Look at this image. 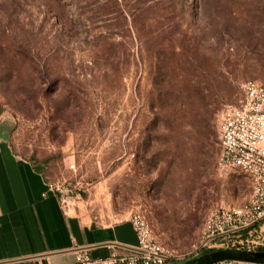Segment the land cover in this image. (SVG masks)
Returning a JSON list of instances; mask_svg holds the SVG:
<instances>
[{
	"label": "rangeland",
	"instance_id": "rangeland-1",
	"mask_svg": "<svg viewBox=\"0 0 264 264\" xmlns=\"http://www.w3.org/2000/svg\"><path fill=\"white\" fill-rule=\"evenodd\" d=\"M247 80L264 85V0H0V143L72 213L140 215L163 264L204 259L184 258L206 216L250 198L217 135ZM191 86L204 128L180 110ZM232 245L264 246V219L208 244Z\"/></svg>",
	"mask_w": 264,
	"mask_h": 264
},
{
	"label": "crops",
	"instance_id": "crops-1",
	"mask_svg": "<svg viewBox=\"0 0 264 264\" xmlns=\"http://www.w3.org/2000/svg\"><path fill=\"white\" fill-rule=\"evenodd\" d=\"M137 243L128 218L95 217L86 208L72 213L31 162L13 154L6 142L0 143V264H70L80 248L98 257L123 253ZM226 249L251 250L226 246L184 259L196 261L198 256ZM213 264L256 263L223 260Z\"/></svg>",
	"mask_w": 264,
	"mask_h": 264
},
{
	"label": "built area",
	"instance_id": "built-area-1",
	"mask_svg": "<svg viewBox=\"0 0 264 264\" xmlns=\"http://www.w3.org/2000/svg\"><path fill=\"white\" fill-rule=\"evenodd\" d=\"M217 135L219 168L234 167L242 171L250 183L251 195L242 206H221L206 216L202 238L203 247L209 249L212 248L208 244L220 234L240 235V230L264 219L263 84L256 80H247L242 84L239 103L224 106L219 114ZM48 188L52 190V185L48 184ZM130 222L137 236V246L124 249L123 253L113 251L98 257H92L87 248H80L70 264H163L173 258L150 237L140 215L134 214Z\"/></svg>",
	"mask_w": 264,
	"mask_h": 264
},
{
	"label": "trees",
	"instance_id": "trees-1",
	"mask_svg": "<svg viewBox=\"0 0 264 264\" xmlns=\"http://www.w3.org/2000/svg\"><path fill=\"white\" fill-rule=\"evenodd\" d=\"M199 94H201V92H200V90H198L196 88V86H191V87L187 88L185 90L184 96H183V107L180 110L184 115L191 110V113L193 114L192 118H193L195 124H199V125L201 124V128H204L205 127L204 114L207 111H210V113H212L214 111L215 107L207 109L206 108L208 106L207 103L199 100ZM256 227H257V224H254L250 227L243 228L242 230L239 231V233L241 234V236L243 238H245L249 234V232L251 230L255 229ZM229 247H231V246H229ZM232 247H240V248L246 249V247H241L239 245H232ZM212 249H215V248H212ZM212 249H208V250H212ZM208 250L203 249L200 251V253L201 252L204 253ZM253 250L264 252V246H259Z\"/></svg>",
	"mask_w": 264,
	"mask_h": 264
},
{
	"label": "water",
	"instance_id": "water-1",
	"mask_svg": "<svg viewBox=\"0 0 264 264\" xmlns=\"http://www.w3.org/2000/svg\"><path fill=\"white\" fill-rule=\"evenodd\" d=\"M205 258L196 260L194 264H213L223 260H236L243 262H251L256 264H264V252L240 249H226L218 252H212L202 255ZM170 260H176L171 258ZM178 260V259H177Z\"/></svg>",
	"mask_w": 264,
	"mask_h": 264
}]
</instances>
